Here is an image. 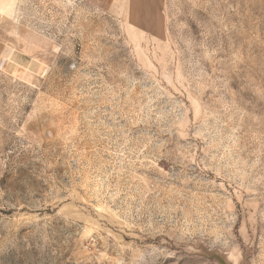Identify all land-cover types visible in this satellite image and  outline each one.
Segmentation results:
<instances>
[{
    "label": "rangeland",
    "instance_id": "obj_1",
    "mask_svg": "<svg viewBox=\"0 0 264 264\" xmlns=\"http://www.w3.org/2000/svg\"><path fill=\"white\" fill-rule=\"evenodd\" d=\"M0 264H264V0H0Z\"/></svg>",
    "mask_w": 264,
    "mask_h": 264
}]
</instances>
